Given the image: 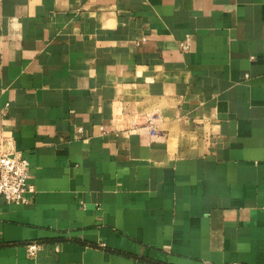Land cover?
<instances>
[{"label":"crops","instance_id":"1","mask_svg":"<svg viewBox=\"0 0 264 264\" xmlns=\"http://www.w3.org/2000/svg\"><path fill=\"white\" fill-rule=\"evenodd\" d=\"M0 134V264H264V0H0Z\"/></svg>","mask_w":264,"mask_h":264},{"label":"built area","instance_id":"2","mask_svg":"<svg viewBox=\"0 0 264 264\" xmlns=\"http://www.w3.org/2000/svg\"><path fill=\"white\" fill-rule=\"evenodd\" d=\"M5 140L0 134V197L8 203L26 204L35 192L29 182V163L19 151L7 148ZM39 249L36 243L26 245L29 257H35Z\"/></svg>","mask_w":264,"mask_h":264}]
</instances>
